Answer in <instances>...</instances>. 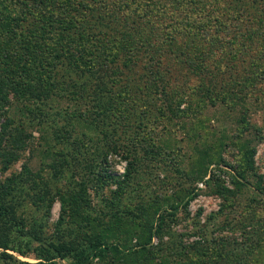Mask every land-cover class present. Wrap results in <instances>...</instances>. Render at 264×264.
Masks as SVG:
<instances>
[{
    "label": "rangeland",
    "instance_id": "obj_1",
    "mask_svg": "<svg viewBox=\"0 0 264 264\" xmlns=\"http://www.w3.org/2000/svg\"><path fill=\"white\" fill-rule=\"evenodd\" d=\"M258 20L241 17L236 25L246 33L234 22L213 47L195 37L203 73L166 45L155 65L153 45L112 64L101 60L93 77L58 63L53 90L32 100L13 101L10 94L0 108L1 147L10 155L0 156V188L14 183L24 229L34 226L47 239L107 232L110 243L125 249L143 243L147 226L157 228L160 220V237L149 244L154 259L100 264H189L194 252L209 250L221 255L209 264H264V27ZM253 34L251 52L244 40ZM226 53L237 58L229 62ZM251 150L252 169L242 177V153ZM11 221L0 216V233L10 235L0 254L38 262L33 252L10 248L25 249V235L12 242Z\"/></svg>",
    "mask_w": 264,
    "mask_h": 264
},
{
    "label": "trees",
    "instance_id": "obj_2",
    "mask_svg": "<svg viewBox=\"0 0 264 264\" xmlns=\"http://www.w3.org/2000/svg\"><path fill=\"white\" fill-rule=\"evenodd\" d=\"M249 1L251 5L244 0H0V108L8 105L10 94L13 101L32 100L34 96L40 98L43 89L53 90L58 63L82 76L93 77L94 68L101 60L112 64L122 53H129L127 55L132 58L138 50L153 45L159 47L150 58L155 65L159 64L162 46L166 45L170 55L190 60L186 63L203 73L206 66L200 58L201 53L197 45L192 46L195 37L213 47L221 41L219 33L230 31L231 24L235 22L236 25L241 17L246 19L250 15L258 18L264 27V8L259 7L258 0ZM52 6L58 8L56 13L52 12ZM236 27L246 33L243 28ZM243 37L245 39L246 35ZM154 38L157 39L155 43ZM181 39L190 42L179 44ZM244 41L247 47L244 42L242 45L252 52L256 47L254 34ZM236 42L234 39L230 44ZM228 56L229 62L237 58L231 53L224 54V58ZM3 137L0 132V156H10L6 153L8 149L1 147ZM252 153L253 150L242 153L243 170L239 173L242 177L252 169ZM10 163L11 159L6 158L4 170ZM131 165L129 163L127 176ZM106 171H102L103 178L108 177ZM13 188L14 183L0 188V216L9 214L12 217V242H16L17 236L25 235V238L20 237L24 251L14 248L15 245L10 248L20 255L33 252L38 259L33 264H60L56 260L68 264H100L106 259L123 261L125 256L133 262L155 258V248L149 244L152 237H160V220L157 228L147 226L145 241L135 248L124 249L117 243H110L107 232L79 233L72 238L61 233L55 239H47L34 226L24 229L25 223L16 215L15 210L21 203L13 195ZM3 200L8 203L5 205ZM7 239L10 235L0 233V248L9 247ZM34 243L37 245L33 246ZM217 253L212 250L194 252L188 258L189 264L212 263L221 257ZM0 260L3 264H30L11 262L12 257L6 253L0 254Z\"/></svg>",
    "mask_w": 264,
    "mask_h": 264
}]
</instances>
